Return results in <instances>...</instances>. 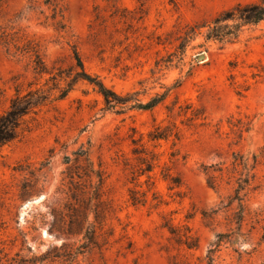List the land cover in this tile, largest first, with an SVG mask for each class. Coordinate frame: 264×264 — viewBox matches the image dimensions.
<instances>
[{"label":"rangeland","instance_id":"rangeland-1","mask_svg":"<svg viewBox=\"0 0 264 264\" xmlns=\"http://www.w3.org/2000/svg\"><path fill=\"white\" fill-rule=\"evenodd\" d=\"M257 2L0 0V115L50 95L0 149V264H264V20L208 39Z\"/></svg>","mask_w":264,"mask_h":264},{"label":"trees","instance_id":"trees-1","mask_svg":"<svg viewBox=\"0 0 264 264\" xmlns=\"http://www.w3.org/2000/svg\"><path fill=\"white\" fill-rule=\"evenodd\" d=\"M233 20L236 21V24L230 25L228 21ZM264 20V0H260L257 3H249V4H240L236 8L227 11L222 14L220 17L216 18L213 21V26L208 34V39H216L219 41H225L230 36H237L238 30L242 25L247 24H258ZM28 52H32L34 56V65L35 71L43 75L45 73H49L39 50L32 46L28 50ZM77 66L81 68V72H77V79L88 80L91 84H94L96 88H98L99 93H101L106 101V104L115 108L120 105H126L129 100L122 99L115 92L109 89L102 81L98 78H93L85 71V66L82 61V58L76 52ZM68 93V90H64L61 98L65 97ZM50 99V95L42 91V89L31 90L26 94H23L20 90L17 91L16 96L12 99L11 105L3 114L0 115V149L5 145L15 141L23 131V124L25 122V118L31 113H36L38 109L47 104ZM157 104V101H151L149 103L143 104L138 103L135 105L136 107L142 109L152 108ZM100 181L103 183V178L101 175ZM236 198L242 200L239 195V191H237ZM244 208V206L242 205ZM57 220L59 218L57 217ZM243 215L239 218V223L243 222ZM242 226V224H241ZM55 227L51 229V232H55ZM218 243L216 247H219L223 242L224 235H218ZM218 248L209 250V264H213L214 254L216 253ZM43 260V258H42Z\"/></svg>","mask_w":264,"mask_h":264}]
</instances>
